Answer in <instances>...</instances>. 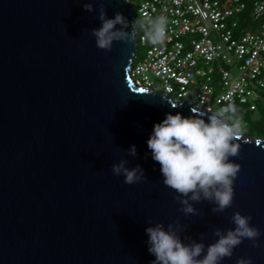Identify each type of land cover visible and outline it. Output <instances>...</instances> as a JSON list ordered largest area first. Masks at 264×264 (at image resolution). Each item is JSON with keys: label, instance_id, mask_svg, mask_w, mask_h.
I'll use <instances>...</instances> for the list:
<instances>
[{"label": "water", "instance_id": "water-1", "mask_svg": "<svg viewBox=\"0 0 264 264\" xmlns=\"http://www.w3.org/2000/svg\"><path fill=\"white\" fill-rule=\"evenodd\" d=\"M100 3L133 31L123 0H0V264H152L147 227L179 221L182 240L205 233L207 246L214 228L235 227L236 211L251 216L259 246L244 239L220 264H264V137L236 141L232 206L217 214L213 203L194 202L200 214L186 217L147 140L168 113L208 111L134 81L135 37L97 48ZM121 159L147 180L114 175Z\"/></svg>", "mask_w": 264, "mask_h": 264}, {"label": "clouds", "instance_id": "clouds-1", "mask_svg": "<svg viewBox=\"0 0 264 264\" xmlns=\"http://www.w3.org/2000/svg\"><path fill=\"white\" fill-rule=\"evenodd\" d=\"M84 7L89 12L96 10L92 3H86ZM98 13L102 26L91 30L97 48L110 51L114 41L131 42L134 39V22L133 31H126L129 27L127 19L121 13H116L113 19L106 18L104 3H100ZM117 24L122 27L116 29ZM146 24L147 39L153 44L163 43L167 36V18L163 15L146 18ZM162 101L177 106L166 96ZM191 111L192 115L187 117L179 112L168 113L162 122L154 125L147 146L152 158L160 165L163 184L177 193L175 199L186 217L199 215L193 203L203 200L215 205L213 213H222L233 204V184L241 166L230 157L239 155L240 145L236 141L242 138L244 126L233 105L218 112H198L196 108ZM128 154H137L134 145ZM126 164L124 159L114 163L113 174L122 175L124 183L129 185L147 180L140 165L129 168ZM231 220L235 227L226 231L214 228L212 234L218 239L207 246L205 233L200 234V242L190 237L182 240L185 227L179 221L169 223L166 228L162 222L147 227L148 250L155 256L152 264H220L224 258L233 255L234 248L244 239L251 240L254 247L259 246L260 231L250 225L251 216L236 211ZM236 264H252L251 257H239Z\"/></svg>", "mask_w": 264, "mask_h": 264}, {"label": "built area", "instance_id": "built-area-1", "mask_svg": "<svg viewBox=\"0 0 264 264\" xmlns=\"http://www.w3.org/2000/svg\"><path fill=\"white\" fill-rule=\"evenodd\" d=\"M123 1L133 10L141 48L130 69L136 83L208 112L235 103L255 110L264 100V0ZM247 1L256 30L236 33L234 16ZM161 15L168 21L167 36L153 44L145 34L146 18Z\"/></svg>", "mask_w": 264, "mask_h": 264}, {"label": "trees", "instance_id": "trees-1", "mask_svg": "<svg viewBox=\"0 0 264 264\" xmlns=\"http://www.w3.org/2000/svg\"><path fill=\"white\" fill-rule=\"evenodd\" d=\"M234 19L237 23V30L236 33L239 31H243V30H251V31H255L256 30V24L255 22L251 19L250 17V13H249V3L247 1V4L245 6L244 9L241 10V12L239 14H236L234 16ZM141 53V48L140 47H136V55L135 58L133 60L136 61L139 57V54ZM233 106L236 109V115L237 117L241 118H249L250 115L254 112L258 115V122L260 123L262 121L261 125H257L256 127L259 129L260 131V136L264 137V100H260L257 102L256 104V109L255 110H249L245 105L243 104H233ZM231 115V114H229ZM257 122V123H258Z\"/></svg>", "mask_w": 264, "mask_h": 264}, {"label": "rangeland", "instance_id": "rangeland-1", "mask_svg": "<svg viewBox=\"0 0 264 264\" xmlns=\"http://www.w3.org/2000/svg\"><path fill=\"white\" fill-rule=\"evenodd\" d=\"M152 84L157 85V81L155 78H152ZM242 120L244 126L243 135L248 136L249 138L253 137H261L259 129L256 127L257 125H261L262 121L258 122V115L256 113H252L249 118L245 119L243 117L240 118ZM258 122V123H257Z\"/></svg>", "mask_w": 264, "mask_h": 264}]
</instances>
